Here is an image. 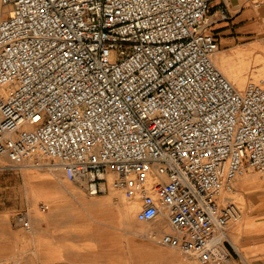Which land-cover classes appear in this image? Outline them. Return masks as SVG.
Listing matches in <instances>:
<instances>
[{
    "label": "built area",
    "instance_id": "1",
    "mask_svg": "<svg viewBox=\"0 0 264 264\" xmlns=\"http://www.w3.org/2000/svg\"><path fill=\"white\" fill-rule=\"evenodd\" d=\"M215 1L0 0V157L120 190L171 229L162 244L228 258L219 196L264 173V80L239 89L215 64Z\"/></svg>",
    "mask_w": 264,
    "mask_h": 264
},
{
    "label": "rangeland",
    "instance_id": "2",
    "mask_svg": "<svg viewBox=\"0 0 264 264\" xmlns=\"http://www.w3.org/2000/svg\"><path fill=\"white\" fill-rule=\"evenodd\" d=\"M238 10L236 17L243 21L228 26L227 18ZM215 11L222 19L219 22L209 18ZM207 19L209 29L217 33L220 53L237 72L247 82L264 80V0H242L241 6L217 0ZM115 57L111 53V59ZM0 159L5 165L0 167V264H227L225 260L204 263L162 244V233L170 232L165 222L138 221L139 202L120 190L109 187L90 196L68 181L58 166L17 168L7 158ZM242 171L249 172L252 180L244 186L237 182L238 174L233 190L227 191L231 200L225 202H234L242 212L230 221L232 238L226 230L228 261L264 264V256L247 252L251 244L264 242V233L246 231L256 225L247 221L248 216L264 217V173L248 167ZM126 205L134 211L129 212Z\"/></svg>",
    "mask_w": 264,
    "mask_h": 264
},
{
    "label": "bare ground",
    "instance_id": "3",
    "mask_svg": "<svg viewBox=\"0 0 264 264\" xmlns=\"http://www.w3.org/2000/svg\"><path fill=\"white\" fill-rule=\"evenodd\" d=\"M7 7V6H6ZM6 11H5V6L4 5H0V18L4 15V13H5ZM207 21H208V19H207ZM215 53H217V55L215 56V64H217V67L218 66H220V68L222 69V70H224V73H227L226 75H227V78L236 86H239V87H243L244 88V86H245V84H246V79L240 74V73H238L237 72V70H236V68H235V66H233L232 65V63L230 62V60L229 59H227V57H225L224 55H223V53H220V49H217L216 50V52ZM219 53V54H218ZM260 67V66H259ZM219 68V67H218ZM219 68V69H220ZM228 68H231L230 70L228 69ZM220 69V70H221ZM226 71V72H225ZM235 71V72H234ZM264 74V73H263ZM240 89H242V88H240ZM0 158H3V157H0ZM3 164V162L1 161V159H0V167H3V166H5V165H2ZM36 167H38V166H36ZM46 167H48V166H46ZM27 169L28 168H32L31 166H28V167H26ZM50 168H52V167H50ZM239 174H241L240 176H239V178H237V182H240L242 185H246L247 183H249L251 180H252V176L249 174V172H244V171H241ZM108 180L111 182V180H112V176H109V178H108ZM258 181V180H257ZM112 186V185H111ZM110 200L112 199V198H109ZM219 200H220V202L223 204V203H225L226 201H230L231 200V196H230V193H227V191H223L222 193H221V195L219 196ZM85 201V200H84ZM86 202V204H89V201H85ZM88 202V203H87ZM232 202V201H231ZM234 203V202H233ZM234 205H235V203H234ZM235 207H236V205H235ZM126 209L129 211V212H133L134 211V209H133V206L132 205H130V206H128V205H126ZM236 212H235V216H237V217H241V211L236 207ZM240 213V214H239ZM168 229L170 230V232H171V229L168 227ZM227 232L229 233V235L231 236V228H230V222L228 223V225H227ZM231 238H232V236H231ZM225 261H227L226 263L227 264H229V261H228V258H226L225 259Z\"/></svg>",
    "mask_w": 264,
    "mask_h": 264
},
{
    "label": "crops",
    "instance_id": "4",
    "mask_svg": "<svg viewBox=\"0 0 264 264\" xmlns=\"http://www.w3.org/2000/svg\"><path fill=\"white\" fill-rule=\"evenodd\" d=\"M229 2L232 6H241L242 5V0H229ZM217 12L218 11H215L214 14L209 16L211 21L219 22L222 20L219 16H217ZM238 14H239V10L234 12L233 14L230 15L229 18H227V25L228 26H230L229 23L231 24V26H235V25H238L241 21H243V19L236 17ZM233 18H235L236 20H233ZM228 26H225V28ZM247 221H252L253 223H256L255 226L248 227V229H246V231H248V233L258 232V230H260L261 232L264 233V217L248 216ZM251 246H252V248L247 250L249 255L251 253L252 257L258 256V255L264 256V242L261 243L260 245H257L256 247L253 244H251Z\"/></svg>",
    "mask_w": 264,
    "mask_h": 264
}]
</instances>
